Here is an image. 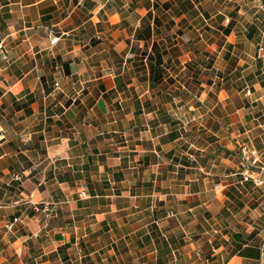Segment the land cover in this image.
Wrapping results in <instances>:
<instances>
[{"label": "crops", "instance_id": "crops-1", "mask_svg": "<svg viewBox=\"0 0 264 264\" xmlns=\"http://www.w3.org/2000/svg\"><path fill=\"white\" fill-rule=\"evenodd\" d=\"M233 1L203 47L169 0H0V264H264V82L217 70L264 0Z\"/></svg>", "mask_w": 264, "mask_h": 264}, {"label": "rangeland", "instance_id": "rangeland-1", "mask_svg": "<svg viewBox=\"0 0 264 264\" xmlns=\"http://www.w3.org/2000/svg\"><path fill=\"white\" fill-rule=\"evenodd\" d=\"M173 3L175 2L177 4V8L173 10L174 17H179L181 13H184V15L189 19L196 16L198 12L201 13L203 17L207 19L208 24L210 26L206 25L204 28L206 29L205 34L202 36V40L199 42H195L194 46L200 45V46H209L213 43L214 37L210 34H214L216 32L220 33L223 31V25L217 26V17H220V21L222 19H225L226 17H230L231 14H228L229 9L233 8V6L236 4L233 0H169ZM241 3V1H239ZM194 5L197 6L198 10L193 7ZM217 9L221 11L220 14L217 15ZM256 7L252 5V3L248 2L247 5H243L241 7V12L243 13H234L235 17H239V21L242 20H253L254 17H258L260 20L264 16V12L262 10L256 11ZM216 19V21H215ZM255 21V20H254ZM228 22V21H226ZM229 23V22H228ZM215 26V28H214ZM229 26V25H227ZM198 26L192 24L190 25H179L178 28H174L176 33L181 35L182 32L186 33L187 31L189 34H197V31L195 30ZM245 27V26H244ZM244 27L239 25V34L242 35V33L247 32V29H244ZM248 30L251 31V36L247 41L238 42L236 44L237 50L235 48L234 53L235 55H232V59L230 61L227 60V58L223 57L224 51L228 49V44L226 43L223 48H221L223 41H220V39H217V70H229V68H233L234 66L237 67L238 70H242L241 72L232 73V77H234V74L236 77H240L239 80L236 81V87H232L230 90L231 92H235L233 97H235V102L238 101L237 96H243L244 92L247 91V88L245 87L244 81H246V85L249 88V90L252 92L253 87L251 84L253 82H256L257 80L262 79V82H264V56L261 55L264 52V37L262 38V42L260 41L261 31L264 30V25L262 23H257V25H254L251 23ZM175 36V35H174ZM180 40H184L185 43L192 42L190 40H187L186 37H178ZM224 38L222 37V40ZM220 43V44H219ZM191 46V45H190ZM200 50L202 48L200 47ZM211 50V49H210ZM195 55H202L205 56H212L209 51H203L198 52L195 50ZM215 53V52H213ZM228 61V62H226ZM239 62V63H237ZM246 68V69H245ZM235 72V71H234ZM220 77V74H217ZM256 76V77H255ZM243 88V89H242ZM239 92L237 94L236 92ZM249 96V95H248ZM260 169L257 168L254 171H258Z\"/></svg>", "mask_w": 264, "mask_h": 264}, {"label": "built area", "instance_id": "built-area-1", "mask_svg": "<svg viewBox=\"0 0 264 264\" xmlns=\"http://www.w3.org/2000/svg\"><path fill=\"white\" fill-rule=\"evenodd\" d=\"M56 40H57V37L53 36L50 42L54 43L56 42ZM251 153L254 154V151H252ZM243 179L244 180L252 179L255 184L257 185L262 184L264 182V164L261 165L258 171H254L253 174H244Z\"/></svg>", "mask_w": 264, "mask_h": 264}, {"label": "trees", "instance_id": "trees-1", "mask_svg": "<svg viewBox=\"0 0 264 264\" xmlns=\"http://www.w3.org/2000/svg\"><path fill=\"white\" fill-rule=\"evenodd\" d=\"M158 57H159V55L157 54V61H158Z\"/></svg>", "mask_w": 264, "mask_h": 264}]
</instances>
